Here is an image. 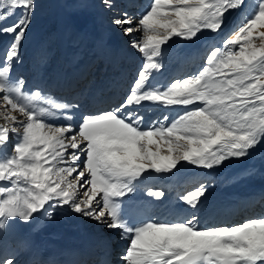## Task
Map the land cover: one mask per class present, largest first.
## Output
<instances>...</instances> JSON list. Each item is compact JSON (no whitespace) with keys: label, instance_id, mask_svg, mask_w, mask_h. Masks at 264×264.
<instances>
[{"label":"snow or ice","instance_id":"6c2138e0","mask_svg":"<svg viewBox=\"0 0 264 264\" xmlns=\"http://www.w3.org/2000/svg\"><path fill=\"white\" fill-rule=\"evenodd\" d=\"M102 2L114 7L113 0ZM35 7L36 0H0V34L12 35L0 59V150L10 134L16 138L11 153H0V232L9 221L29 222L40 211L51 218L56 207L68 205L120 231L129 241L122 264H264V216L207 228L197 226L194 214L130 224L121 201L150 172L170 173L181 161L211 169L264 144V0H153L139 19L121 13L112 23L126 35L142 33L132 47L144 63L118 107L79 122L70 114L77 106L28 90L13 76ZM241 9L240 25L211 47L196 74L151 84L170 39L191 40L202 30L219 34L226 14ZM144 102L198 106L142 127L144 116L129 107ZM60 118L64 123L54 122ZM206 191L200 184L181 199L195 209ZM148 195L164 192L149 189ZM0 264H20L19 252L0 251Z\"/></svg>","mask_w":264,"mask_h":264},{"label":"bare ground","instance_id":"6f19581e","mask_svg":"<svg viewBox=\"0 0 264 264\" xmlns=\"http://www.w3.org/2000/svg\"><path fill=\"white\" fill-rule=\"evenodd\" d=\"M122 2L117 0V9L112 11L113 16H108V8L99 0H62L51 15L55 18L54 48L47 50L46 43L38 45V40L20 43L13 76L22 77L28 90L39 89L77 106L70 112L76 122L85 114L118 107L129 93L144 58L132 47V42L139 41L142 33L126 35L112 21L123 12L139 19L153 0ZM220 40L218 37L214 44ZM180 46H173L182 55L170 66L168 52L162 50L163 67L153 73L151 84L167 86L174 74L193 75L200 68L202 50ZM93 62L96 66L90 69ZM183 107L144 102L141 106H130L129 111L144 116L142 127H148L164 122L165 116L171 121ZM177 169L144 175L137 182L136 191L121 198L124 215L131 205L145 208L146 222H177L194 214L199 228L237 225L264 216L261 199L264 169L258 165L247 164L226 173L207 168ZM200 184L207 191L193 209L181 197ZM149 189L163 191L164 196H150ZM128 246L129 241L120 238L119 230L108 229L92 218L75 213L68 205L56 207L51 218L40 211L29 222L9 221L6 231L0 232V251H18L20 264H105V261L122 264L121 257ZM112 251L114 254H110Z\"/></svg>","mask_w":264,"mask_h":264},{"label":"rangeland","instance_id":"374dc122","mask_svg":"<svg viewBox=\"0 0 264 264\" xmlns=\"http://www.w3.org/2000/svg\"><path fill=\"white\" fill-rule=\"evenodd\" d=\"M61 1L62 0H57V1L56 0H36V7H35V11H34V14L32 17L31 24L29 25L21 43H24L27 40H29V41L32 40L34 42H36L38 40V42H36L38 45H40L42 43H44V44L46 43L45 45L47 46V50H49L50 48H54V37H53V35H54L55 31H54V27H53L52 22H53V19H55V18H51V15H52V13H54L56 8L59 7V5L61 4ZM99 1L101 3H103L102 0H99ZM120 1H121V3H123L122 2L123 0H119V2ZM246 2H247V0H246ZM56 4H57V6H56ZM113 4H114V7L112 9H108V11H109L108 16H113L112 11L117 9V0H113ZM146 7L147 8L144 11V13L147 10H149L150 5H148ZM118 10H120V12H122V9L118 8ZM0 11H2V9H0ZM17 11H19V10H17ZM242 12H243V9H241L239 11L231 10L229 13H227L226 14V24L223 28V31L220 32L219 34L213 33L209 30H202L200 33L197 34L196 37L192 38L191 40H186V39L181 38V37H173L172 39H170L167 42L168 45L165 44L162 46V50L163 51L167 50V52H168V53L166 52L168 54L167 55L168 66L173 64L175 61H177L181 57L182 51H181V53H179L180 52L179 49L175 48V47H178L181 45L180 47L185 48V49H187V47H188L192 51L202 50L203 59H202V63L200 65V68L197 70V71H199L205 65V57L207 56V54L211 50V47L213 45H217V46L219 45V44H214V43H217L216 42L217 38L220 37V39H221L224 36L230 37L233 34V31L240 25ZM15 19H16V17L9 18V19L3 21V25L4 26L10 25L14 22ZM220 34H221V36H219ZM11 41H12V35L11 34H0V53H1V55L4 56V54H5L8 46H9V44L11 43ZM32 41H30V42L32 43ZM130 44H131V41H130ZM174 45H175V47L173 48ZM171 48H173V49H171ZM174 49L177 51H174V53H173ZM170 54H172V55H170ZM178 56H180V57H178ZM96 61L97 60H95V62ZM95 62H93L92 65H90V69H92V68H94V66H96ZM169 63H170V65H169ZM197 71H193V73L196 74ZM189 75L190 74H186V75L179 77L177 74H174L172 77L169 78V83L176 80L177 78L183 79V78L188 77ZM78 86H80V84L77 85L76 87H78ZM111 106H112V104H109V107H111ZM196 106H198V105L194 104V105L184 106L181 109V111H179L177 114L178 115L182 114L186 109L192 110ZM54 122L57 124H62V123H64V120H62L60 118ZM15 142H16L15 137L12 134H10L9 143L5 146L4 149L0 150V153H3V152L11 153L13 145L15 144ZM262 161H263V163H262ZM247 164H253L256 166L258 165V167L260 169H262V168L264 169V144L257 146L254 150H251L250 154L246 157H242V158L230 157L229 159L225 160L222 164L216 165L211 169L214 171L218 170V171H223L226 173V172H229L231 170L242 169ZM183 167L184 168H194V169H204L200 166L192 165V164H190L188 162H184V161H181L180 164H178V166H177L178 169L177 168L176 169L177 170L184 169ZM152 173L153 172H150V173L145 174V175H149ZM2 183H4V182H2ZM240 220H242V219H240ZM110 254H114L113 251ZM115 256L116 255H114V257Z\"/></svg>","mask_w":264,"mask_h":264}]
</instances>
